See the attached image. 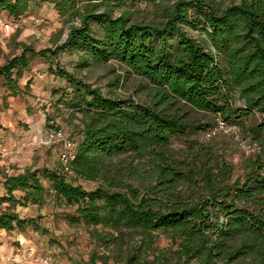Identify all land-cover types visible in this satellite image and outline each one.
<instances>
[{
  "label": "trees",
  "instance_id": "trees-1",
  "mask_svg": "<svg viewBox=\"0 0 264 264\" xmlns=\"http://www.w3.org/2000/svg\"><path fill=\"white\" fill-rule=\"evenodd\" d=\"M46 2L78 24L54 48L23 47L0 68L6 85L13 89L12 70L25 68L28 54L53 62L76 51L77 70L110 61L123 67L143 100L102 93L59 66L49 69L66 82L55 107L82 126L72 139L75 176L60 167L5 175L0 230L44 232L40 217L21 218L16 208L65 207L67 222L83 225L105 248L126 235L152 244L164 234L199 264H264V0L225 8L213 0H0V12L18 20ZM140 4L156 17L131 20ZM253 117L249 132L260 151L237 176L195 141L185 153L173 147L211 130L215 120L244 128ZM78 180L99 184L85 190Z\"/></svg>",
  "mask_w": 264,
  "mask_h": 264
},
{
  "label": "rangeland",
  "instance_id": "rangeland-1",
  "mask_svg": "<svg viewBox=\"0 0 264 264\" xmlns=\"http://www.w3.org/2000/svg\"><path fill=\"white\" fill-rule=\"evenodd\" d=\"M172 1L167 0L168 3H172ZM213 2L220 8H225L237 4L239 0H213ZM48 5L52 4L48 3ZM38 12V9L33 7L30 13L18 20L9 18L8 21H10L13 30L9 33L3 31V26L0 25V66L6 64L11 58L19 56L23 47H30L34 52L54 48L65 41L70 24H78L75 18L72 19L71 23H66L68 17H59L55 13L54 19H48V17H42ZM131 12L133 13L131 20L149 22L153 17H156L154 8L144 4L131 8ZM115 14H118V12ZM196 33L189 31V34L194 36L197 35ZM27 57L33 59L32 64H46V69L55 70L56 66H59L84 82L100 88L102 93H111L112 91L114 95L119 97L131 96L135 100H143V96L134 93L135 86L138 83L137 79L130 76L124 77V68L116 62L110 61L107 64L77 70L78 53L76 51L61 52L53 62H47L40 57L38 58V56L32 57L30 54ZM117 76L121 77L119 84L116 82ZM65 86L66 82L63 81L62 88ZM6 90L15 95L20 93L15 87L10 89L7 85ZM60 107L62 108V106ZM70 114L62 108L61 113L58 114L57 128L64 131L69 138L76 140L82 126L78 119ZM255 119L253 117L245 122L244 128L235 127L234 133L225 131V128L222 129L220 121L215 120V125L211 130L190 134L184 139L175 141L173 147L175 150L185 153L188 143L195 141L232 165L234 175L237 176L241 174L245 160L254 157L260 151L259 144L254 141V137L249 132V126ZM225 126L230 127L226 124ZM244 129L246 132H244ZM46 157L48 159H44L43 166L38 164V168H46V164L49 169H59L55 154L52 157L48 154ZM43 184L48 187L46 182ZM74 184L80 185L85 190H93L99 183L78 180ZM45 207L46 210L42 215L34 217H40L37 223H39L41 229L45 230L44 232L36 233L31 228L22 233L17 231L7 233L0 230V240L3 242L8 236L13 239L14 235L20 234L30 237L37 235L41 250L39 254L50 257L55 264H199L196 259L182 257L179 250V241H172L164 234H157L152 244L146 243L138 235H126L121 241L113 242L105 248L90 237L88 229L83 225H72L67 222L64 214L70 212L69 209L65 207L51 208L48 205ZM3 260L5 261V259ZM13 260L14 258H10L7 262L13 263ZM13 264L19 263L15 261Z\"/></svg>",
  "mask_w": 264,
  "mask_h": 264
},
{
  "label": "crops",
  "instance_id": "crops-1",
  "mask_svg": "<svg viewBox=\"0 0 264 264\" xmlns=\"http://www.w3.org/2000/svg\"><path fill=\"white\" fill-rule=\"evenodd\" d=\"M35 8L42 17L54 19L56 16V11L48 3ZM8 20L6 13L0 12V25ZM27 63L25 68L12 70V87L20 92L17 95L6 90V79L0 76V196L5 194V175L19 174L28 167L35 169L38 164L43 166L42 162L48 159V154L51 157L55 154L58 161L55 146L44 143L47 130L57 127L61 110L55 107V93L62 89L63 80L50 73L46 64H32L33 59ZM45 167L47 168L46 164ZM13 195L16 198L22 197L18 191ZM45 208L35 205L19 206L16 212L21 218H34L42 215ZM6 238L3 242L0 240V264H13L15 261L19 264H30L32 258L41 251L37 235L30 237L20 234L14 235L13 239L9 236ZM10 258H14L13 263L7 262Z\"/></svg>",
  "mask_w": 264,
  "mask_h": 264
},
{
  "label": "built area",
  "instance_id": "built-area-1",
  "mask_svg": "<svg viewBox=\"0 0 264 264\" xmlns=\"http://www.w3.org/2000/svg\"><path fill=\"white\" fill-rule=\"evenodd\" d=\"M1 26L3 31H13L11 28L10 21H6ZM222 129L225 128V131L234 133L235 127H227L223 122H219ZM45 145L55 146L58 151V163L59 167L64 175L68 177H74L75 175L72 172V162L75 160L76 155V143L69 138L64 131L58 129L57 127H50L47 130ZM30 264H55L53 260L43 254H38L32 258Z\"/></svg>",
  "mask_w": 264,
  "mask_h": 264
}]
</instances>
